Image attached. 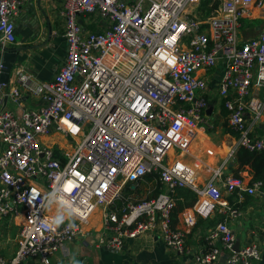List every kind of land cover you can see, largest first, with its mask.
Here are the masks:
<instances>
[{
  "label": "built area",
  "instance_id": "2783aa9c",
  "mask_svg": "<svg viewBox=\"0 0 264 264\" xmlns=\"http://www.w3.org/2000/svg\"><path fill=\"white\" fill-rule=\"evenodd\" d=\"M30 1L0 0L3 45L16 42V18ZM251 4L262 7L264 0H219L204 17L197 12L202 0L65 1L60 14L67 54L53 81L33 86L22 70L18 85L0 83V222L10 218L18 226V248L9 260L0 253V264L28 258L53 264L52 257L78 238L119 251L146 233L160 236L177 254L189 252V229L174 226L180 188L200 195L185 216L189 227L197 215L216 209L240 215L222 200L216 176L198 186L196 170L171 159L170 152H188L196 128L208 122L213 86L238 146L264 148L258 132L264 125V30L240 37ZM24 94L41 99L40 107L20 114L6 107L5 96L19 103ZM51 133L61 134L68 147L50 145ZM66 137L74 141L73 150ZM148 174L157 176L161 192L150 199L136 195L114 209L124 186ZM224 185L229 192L264 193L259 180L245 186L233 177ZM54 189L78 208L75 229L67 222L55 230L44 227L56 207L49 210L41 202ZM98 207L101 226L91 227ZM208 238L210 249L194 256L196 264H219L224 257L225 264L262 260L258 242L235 249V232L226 220Z\"/></svg>",
  "mask_w": 264,
  "mask_h": 264
},
{
  "label": "crops",
  "instance_id": "0c3cea01",
  "mask_svg": "<svg viewBox=\"0 0 264 264\" xmlns=\"http://www.w3.org/2000/svg\"><path fill=\"white\" fill-rule=\"evenodd\" d=\"M65 1L31 0L23 5L20 15L16 18V42L12 46L25 47L24 57L13 70L11 82L8 84L10 88L18 85L17 76L22 70L31 77L33 86L39 82L53 81L67 54L64 17L60 14ZM248 8L251 14L245 15L241 20L243 27L240 30V37L243 39H249L264 30V6L257 7L251 4L248 5ZM92 24H88V26L98 30L99 27ZM202 74L209 75L206 72ZM217 77H219V73ZM41 102V99L32 94L21 96L19 103L5 96L6 107L16 114H20L23 109L38 108ZM209 102V107L206 110L208 122L198 125L196 136L188 152H182L175 148L170 152V157L171 159L180 158L196 170L198 186L202 187L207 180L216 176L215 181L222 189V200L226 201L229 206L237 208L240 215L234 217L228 212L216 209L207 217L197 215L195 224L189 227L186 225L185 216L192 212L191 208L200 199V195L189 187H185L189 191L184 195L180 192L183 188H180L177 190L174 226L178 229H189L186 242L189 252L177 254L166 247L160 236L149 233L143 234L137 239H129L125 248L119 251L96 247L86 239L78 238L68 245L66 251L60 250L52 257L53 264H196L194 256L210 249L208 238L210 231L217 223L224 220L235 232L239 248L253 241L261 245L262 260L254 264H264V193L250 194L244 191L239 194L238 191H227L224 185L227 178L240 177L245 186H252L258 179H255L251 166L238 167L235 157L237 150L242 146H238V134L228 124L223 99L220 98L215 86L210 91ZM258 132L264 139V125L258 128ZM52 141L68 147L65 140ZM144 178L141 181L138 180L142 183V187L137 193L147 196L148 193L145 189L150 187ZM138 181L124 186L121 197L114 203V209L121 208L127 200L134 198L136 192H129L126 187L131 184L132 187H135ZM158 189L159 194L161 185L160 188L157 187ZM218 207H222V205H218ZM101 215L102 208L99 213L96 211L93 213L90 221L91 227L93 225L96 228L101 226ZM17 232L18 226L12 219L6 218L0 222V253L8 260L14 256L18 248ZM216 244L222 247L220 240L216 241ZM225 255L226 253L223 254V256ZM20 264L42 263L38 259L28 258ZM219 264H225V257Z\"/></svg>",
  "mask_w": 264,
  "mask_h": 264
},
{
  "label": "trees",
  "instance_id": "16d2710c",
  "mask_svg": "<svg viewBox=\"0 0 264 264\" xmlns=\"http://www.w3.org/2000/svg\"><path fill=\"white\" fill-rule=\"evenodd\" d=\"M211 3H212L211 0H203L201 9H202V13L204 17H206L208 13L211 12L213 8H215L214 6H217L218 4L217 1L214 2V5H211ZM235 158H236L235 160L238 164V167H244L246 165H249L252 167L253 172H254V177L255 179H258L259 181L262 182L261 189L264 191V148L261 150H248L242 147L237 150ZM144 179L147 181L150 187L148 189H145L146 192L148 193L147 196H144L141 193H137L139 188L142 187L141 185L142 183L139 181L138 183H136L135 187H132V184L128 185L126 187V190H128L129 192H133V193L136 192L134 194L143 196L146 199L153 198L159 192V189L157 190V187L160 188V185L157 180V176L155 174H148L146 175ZM187 191H189V189L183 188L180 190V192L184 195L187 193Z\"/></svg>",
  "mask_w": 264,
  "mask_h": 264
},
{
  "label": "clouds",
  "instance_id": "9594fccd",
  "mask_svg": "<svg viewBox=\"0 0 264 264\" xmlns=\"http://www.w3.org/2000/svg\"><path fill=\"white\" fill-rule=\"evenodd\" d=\"M33 199H35V196ZM41 203L49 210L53 206L56 207L55 215L44 224L46 229L55 230L61 225H64L65 222H67L69 229H75L77 227L75 219L79 215V210L60 190L54 189L52 192L47 193Z\"/></svg>",
  "mask_w": 264,
  "mask_h": 264
},
{
  "label": "water",
  "instance_id": "95a60500",
  "mask_svg": "<svg viewBox=\"0 0 264 264\" xmlns=\"http://www.w3.org/2000/svg\"><path fill=\"white\" fill-rule=\"evenodd\" d=\"M43 15L46 17L45 14ZM24 48L25 47L3 45L0 41V64L2 65L0 68V83L8 84L10 82L14 68L24 57ZM235 248L238 250L239 242L236 243Z\"/></svg>",
  "mask_w": 264,
  "mask_h": 264
},
{
  "label": "rangeland",
  "instance_id": "374dc122",
  "mask_svg": "<svg viewBox=\"0 0 264 264\" xmlns=\"http://www.w3.org/2000/svg\"><path fill=\"white\" fill-rule=\"evenodd\" d=\"M212 1V3H211V5H214V2L215 1H217V3L219 4V0H211ZM202 2H203V0H202ZM217 4V5H218ZM202 6V5H201ZM214 7H216V6H214ZM197 12H198V14H202L203 15V13H202V9L200 8V9H197ZM66 138H68L69 140H70V148H69V150L71 149V150H73V145L75 144L74 143V141L73 140H71V138L70 137H66ZM52 140H65V138H62V136H61V134H57V135H53V133H51L50 135H48L47 137H46V141L50 144V145H52V146H56L57 145V143H59V142H55V141H52ZM60 144V143H59ZM61 145V144H60ZM68 149V148H67ZM100 209H101V207H98L97 208V210H96V212L97 213H99L100 212ZM102 216V215H101ZM16 230V229H15Z\"/></svg>",
  "mask_w": 264,
  "mask_h": 264
},
{
  "label": "bare ground",
  "instance_id": "6f19581e",
  "mask_svg": "<svg viewBox=\"0 0 264 264\" xmlns=\"http://www.w3.org/2000/svg\"><path fill=\"white\" fill-rule=\"evenodd\" d=\"M172 150H173V149H172ZM172 150H171V151H172Z\"/></svg>",
  "mask_w": 264,
  "mask_h": 264
}]
</instances>
